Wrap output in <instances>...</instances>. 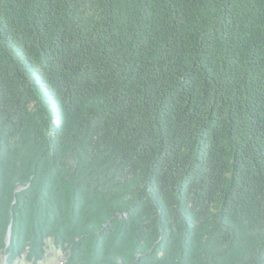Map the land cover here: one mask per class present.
Wrapping results in <instances>:
<instances>
[{"label":"trees","instance_id":"1","mask_svg":"<svg viewBox=\"0 0 264 264\" xmlns=\"http://www.w3.org/2000/svg\"><path fill=\"white\" fill-rule=\"evenodd\" d=\"M264 264V0H0L7 264Z\"/></svg>","mask_w":264,"mask_h":264},{"label":"rangeland","instance_id":"2","mask_svg":"<svg viewBox=\"0 0 264 264\" xmlns=\"http://www.w3.org/2000/svg\"><path fill=\"white\" fill-rule=\"evenodd\" d=\"M65 258L66 256L63 252L52 251V252H49L46 259L39 264H60L62 261L65 260ZM0 264H7L6 256L2 252H0ZM19 264H32V263L24 259L20 261Z\"/></svg>","mask_w":264,"mask_h":264}]
</instances>
